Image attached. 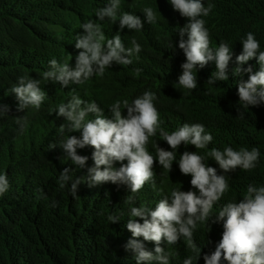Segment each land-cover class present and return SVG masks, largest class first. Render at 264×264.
I'll list each match as a JSON object with an SVG mask.
<instances>
[{
    "label": "trees",
    "instance_id": "1",
    "mask_svg": "<svg viewBox=\"0 0 264 264\" xmlns=\"http://www.w3.org/2000/svg\"><path fill=\"white\" fill-rule=\"evenodd\" d=\"M108 2L0 0V103L11 106L10 113L0 118V174L7 173L10 182L9 191L0 197V264H137L134 253L124 248L132 238L126 228L127 198L135 195V206L154 207L162 196L170 195L172 189L188 191L191 188V176L181 174L177 161H173L170 171L159 167L156 161L155 184L146 183L136 194L128 192L126 186L110 182L91 187L82 183L73 198L67 188L60 187V172L66 167L73 168L70 175L75 179L83 178L86 169L76 168L59 144L54 149L48 148L51 142L67 137V133L61 137L59 132L60 125L66 123L65 118L50 112L61 103H67L73 94L96 101L104 109V115L111 118L108 108L115 102L122 103L125 99L131 102L146 90L156 93L158 99L154 104L165 130L172 132L184 123H201L213 136L205 149L181 144L176 152L177 160L186 150L205 155L212 147L220 150L229 145L235 150L259 148L260 161L255 169L229 173V189L214 204L213 213L224 203L242 199L249 184L264 186V104L242 109L245 116L240 118L239 78L231 75L235 54L242 50L240 40L246 38L248 32L254 33L260 50L264 51V0H202L205 6L213 5L209 16L204 17L210 32V46L216 48L220 41H225L233 46L234 56L227 81H216L215 85L206 82L215 74V64L209 62L197 70L198 87L194 91L176 82L185 60L183 51L178 48L176 32L187 19L173 10L169 0H121L122 12H132L142 20L143 29L132 31L127 28L119 31L118 22L96 18L95 10ZM145 7H152L156 13L155 24L146 21L142 13ZM89 20L100 23L107 38L119 34L126 47H131V41L136 39L141 52L131 57L132 64H113L102 77L97 75L82 85L64 88L44 81L42 76L49 69L50 59L74 66L75 56L80 51L75 47V36L83 31L80 26ZM173 43L176 48L171 46ZM248 64L259 70L255 58ZM22 75L41 79L40 87L47 96L39 110L17 111L18 101L9 89ZM247 78L246 73L243 79ZM20 118L26 120L23 131L17 124ZM92 118L91 115L86 117ZM68 134L80 135L79 132ZM156 143L171 150L157 133L146 145L153 157H156ZM77 151L89 157L88 166L93 165L90 146ZM207 163L222 171L210 157ZM115 166L119 167V162ZM53 200L59 202L56 208L49 206ZM110 214H119L122 220L110 223ZM222 231V223L211 224V227L198 224L194 239L201 248V256L197 264H204V253L215 250ZM144 243L148 250L154 251V242ZM162 246L171 253L170 264H183L188 256H192L196 264L197 254L185 241Z\"/></svg>",
    "mask_w": 264,
    "mask_h": 264
},
{
    "label": "clouds",
    "instance_id": "2",
    "mask_svg": "<svg viewBox=\"0 0 264 264\" xmlns=\"http://www.w3.org/2000/svg\"><path fill=\"white\" fill-rule=\"evenodd\" d=\"M169 3L174 11L187 19L176 32L179 36L178 48L185 56L181 64L182 74L176 82L184 89L196 90L197 70L203 69L209 62H214L215 74L206 82L215 85L216 81H227L229 64L234 56L233 46L225 41H220L216 48L210 46V32L205 26L204 17L209 16L213 5L205 6L202 0H169ZM142 13L149 24L157 22L152 7H145ZM95 16L99 21L107 19L115 24L118 22L119 31L125 28L129 31L143 29L140 16L121 11V0H109L106 6L95 10ZM80 28L83 31L75 36V47L80 51L75 56L74 66L52 58L49 69L43 73L44 81L58 83L64 88L82 85L97 75L102 77L113 64H132L131 57L142 50L136 39L131 41V47H126L119 34L107 38L101 24L94 20L83 23ZM240 42L242 50L235 54V67L231 69V75L239 78L238 116L244 118L242 109L264 104V51L260 50V43L253 32H248ZM171 46L176 48L175 43ZM254 58L259 70H254L248 64ZM245 64L248 66L244 67ZM246 73L248 78L245 80L243 76ZM40 85L39 78L27 75L18 78L17 83L9 89V93H14L18 101L17 111L41 108L47 93ZM157 99L156 93L146 90L131 102L127 99L122 103L117 101L108 108L111 118L104 115V109L96 101H88L75 94L67 103H61L58 108L51 110L50 114L65 118L66 123L60 125L59 132L61 137L67 133V137L59 142H51L48 148L54 149L59 144L76 168L86 169L83 178L73 179L70 175L73 168H64L59 175L60 187L67 188L73 198L77 196L78 186L82 183L91 187L110 182L126 186L128 192L136 194L146 183L155 184L153 169L156 161L159 167L168 171L172 169L173 161H177L181 174L191 176V188L188 191L172 189L170 195L162 196L154 207L144 204L135 206V195L129 196L125 201L129 204L126 228L132 238L124 245L125 250L134 253L137 264H170L171 253L162 244L175 245L183 240L188 248L196 252L197 264L201 256V248L194 239L198 224L211 227V224L222 223L221 239L216 242L213 252L203 254L204 264H264V186L249 184L242 199L224 203L216 213L212 211L214 204L229 189V173L238 169L251 171L257 167L261 155L259 148L252 147L249 150L240 147L235 150L229 145L220 150L212 147L205 155L186 150L177 160L176 152L181 144L205 149L213 141V136L201 123H184L172 132L165 130L154 104ZM10 111V105L0 103V118ZM89 115L94 118L86 119ZM17 124L23 131L26 120L17 119ZM72 132H79L80 135L68 134ZM157 133L171 150L156 143V157H153L146 145L149 138L157 136ZM89 146L93 149L92 166L87 165L89 157L77 151ZM209 157L222 171L218 172L216 167L207 163ZM117 162L119 167L115 166ZM9 189L7 173L0 174V197ZM58 203L53 200L49 206L56 208ZM108 220L116 223L122 219L119 214H110ZM144 241L154 242V251L148 250ZM183 264H194V258L186 257Z\"/></svg>",
    "mask_w": 264,
    "mask_h": 264
}]
</instances>
